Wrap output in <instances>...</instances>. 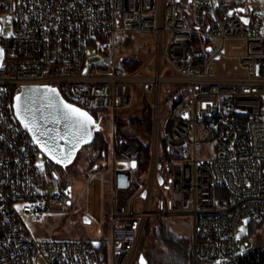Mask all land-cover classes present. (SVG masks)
I'll return each instance as SVG.
<instances>
[{
    "label": "built area",
    "instance_id": "built-area-1",
    "mask_svg": "<svg viewBox=\"0 0 264 264\" xmlns=\"http://www.w3.org/2000/svg\"><path fill=\"white\" fill-rule=\"evenodd\" d=\"M228 6L0 0V264H140L152 218L191 248L192 264H264V246H251L245 233L251 221H264V9ZM143 32L155 34L154 46L125 71L131 57L120 39ZM232 39L245 40L241 69L212 73ZM96 53L102 58L88 63ZM26 85L62 87L74 104L101 109L99 124L111 115L109 245L38 231L45 212L66 210L72 189H46L47 155L13 109L11 88ZM137 97L152 111L151 160L141 179L132 166L140 144L117 125ZM163 139L177 155L164 166ZM179 219L191 224L185 235L176 232Z\"/></svg>",
    "mask_w": 264,
    "mask_h": 264
},
{
    "label": "rangeland",
    "instance_id": "rangeland-1",
    "mask_svg": "<svg viewBox=\"0 0 264 264\" xmlns=\"http://www.w3.org/2000/svg\"><path fill=\"white\" fill-rule=\"evenodd\" d=\"M217 2L221 0H216ZM229 4L228 9L230 12H249L250 5L257 7V9H264V0H222ZM5 29H9L6 25ZM133 35V34H129ZM133 43L129 47H120L123 53L132 54L137 57L140 49L148 50L154 46L155 34L151 32H143L141 34L133 35ZM226 52L224 56L218 59H214L210 65V71L214 74H231L240 68L239 55L245 51L244 39H232L226 42ZM102 58V55L96 53L89 56L88 63H93ZM105 114V113H104ZM135 113L125 110L122 118H130ZM101 116V115H100ZM109 124H105L104 129L108 132L111 124V115H106ZM119 120V116H118ZM117 120V122H118ZM118 125V123H117ZM119 128V126H118ZM133 131L135 129L133 128ZM131 135V133L129 132ZM89 147L82 146L79 155L76 159L66 165H63L61 170L59 169L60 176L55 182L46 184V189L49 191L58 190L61 183L66 182L69 187L72 188L71 195H68V203L65 211L61 212H45L38 220V231L46 234H50L53 238H82L90 239L92 241H104L107 245L110 242V210H111V181L109 176L110 161H103V166L107 167L101 169L100 167L95 171L87 173V167L90 163V158L87 157L89 153ZM46 159V158H45ZM101 173L100 180V193L102 200V218L99 217L98 211L96 213L90 212L89 205V190L92 186V181H88L89 178L93 179ZM107 176L108 179L105 177ZM93 177V178H92ZM105 177V178H104ZM98 208V203L94 206ZM99 210V209H97ZM177 233L185 235L192 227L191 224L182 219L177 220ZM246 234L249 235L248 226H246ZM252 236V235H251ZM249 236V243L253 246L255 239L264 241V224L258 228L257 233L252 238ZM155 252H157L156 260L160 262L161 255H164L163 248L155 244Z\"/></svg>",
    "mask_w": 264,
    "mask_h": 264
},
{
    "label": "trees",
    "instance_id": "trees-1",
    "mask_svg": "<svg viewBox=\"0 0 264 264\" xmlns=\"http://www.w3.org/2000/svg\"><path fill=\"white\" fill-rule=\"evenodd\" d=\"M221 9H226V6L222 7ZM133 40V35H125L120 39L119 46L129 47V45L133 43ZM129 56L131 58L124 60L121 64V68L125 71L135 70L143 60L141 58L133 56L130 53ZM17 92V87L11 88L12 98H14V95ZM60 92H63L65 94L62 87L60 89ZM100 110L101 109L99 108L88 109V111L94 116L95 121L97 122L100 121ZM128 111H131L135 114L130 118H122L121 115L124 114V110H121L117 123L119 126V132L122 136L132 137L140 144V151L137 155V160L135 165L133 166V170L135 172L136 178L141 179L144 174L148 171L151 160V145L149 142V137L152 131V111L149 105H147L146 101L139 97L135 99L133 107L128 109ZM102 118L103 119L101 123L105 122V124H109L107 121V116ZM105 124L103 126L102 124H100L99 130L95 131L92 140L89 143L84 144L85 146L89 147L90 150L87 157L90 158L91 161L88 164L86 170L87 173H89L90 171H95L99 167L101 169L107 167L106 165L103 166L101 164L105 160L109 161L110 155V142L108 139L109 131L106 132V130L104 129ZM133 128L135 129V131H133ZM129 132L131 133V135L129 134ZM167 144V140L163 139L161 143L162 148L160 156V163L162 166L165 165L168 159L177 156L174 152L175 150H172ZM80 149L78 150L76 157L79 155ZM47 163L50 168L47 169L49 177H51L52 182H55V180L58 179L60 176L59 169H57V167H59L60 165L55 163L54 160H52L48 156ZM68 187L69 185L63 181L59 189L63 190L64 188ZM223 191L225 190L221 187L216 188L217 194ZM263 224L264 221H251L250 224L247 225L249 235L246 234V237L249 238V236L252 235L251 237L253 238L257 233L258 228L261 227ZM253 241V246L255 247L264 246V241L260 242L261 240H259V238ZM153 242L163 248L164 255H161V258H159L160 262L155 259L157 256V252H155L156 248ZM140 253L144 254L148 261V264H192L191 248L180 240L174 239L159 218H152L149 220Z\"/></svg>",
    "mask_w": 264,
    "mask_h": 264
},
{
    "label": "water",
    "instance_id": "water-1",
    "mask_svg": "<svg viewBox=\"0 0 264 264\" xmlns=\"http://www.w3.org/2000/svg\"><path fill=\"white\" fill-rule=\"evenodd\" d=\"M248 21V18H244ZM0 49H2L0 45ZM0 57V64L2 61ZM50 89H55V92H51ZM21 99L17 101L16 97ZM65 104H70L76 108H80L82 111L87 112L92 117L94 125L90 127L91 137L88 139L89 143L94 137L96 130H99L100 124L95 121L94 116L85 108L80 107L73 102L65 98L60 89L51 85H26L22 86L13 98V109L17 119L23 125V127L30 133L34 141L40 146L44 153L60 165H66L74 160L77 152L86 143L81 141L78 146L73 149L74 142H70V137L66 135L69 131V122L63 119V113L67 111L64 108ZM28 124L26 128L24 125ZM31 129V130H30ZM63 137V138H62ZM55 145V151L51 152L50 149ZM71 153V160L64 159ZM136 161L132 162L134 166ZM162 180V179H161ZM71 187L67 188V191L71 190ZM145 195V193H143ZM250 219H245V223L248 224ZM99 244V241H95ZM140 264H148V261L144 254L140 255Z\"/></svg>",
    "mask_w": 264,
    "mask_h": 264
},
{
    "label": "snow or ice",
    "instance_id": "snow-or-ice-1",
    "mask_svg": "<svg viewBox=\"0 0 264 264\" xmlns=\"http://www.w3.org/2000/svg\"><path fill=\"white\" fill-rule=\"evenodd\" d=\"M247 23V21H245ZM12 35V33H9ZM3 49H0V57L3 56ZM51 92H55V89H50ZM17 101L21 98L16 97ZM64 108L67 109L66 112L63 113V119L69 122V131L66 133L70 137V142H74L73 149L78 146V144L83 141L87 143L88 139L91 137L90 127L94 125V121L91 116L87 112L82 111L80 108H76L70 104H65ZM26 128L28 124L24 125ZM31 130V129H30ZM63 138V137H62ZM55 145L49 150L51 152L55 151ZM71 153L67 156H64V159L71 160ZM59 163L60 161L57 160ZM243 231V229L241 230Z\"/></svg>",
    "mask_w": 264,
    "mask_h": 264
},
{
    "label": "crops",
    "instance_id": "crops-1",
    "mask_svg": "<svg viewBox=\"0 0 264 264\" xmlns=\"http://www.w3.org/2000/svg\"><path fill=\"white\" fill-rule=\"evenodd\" d=\"M107 173H109V175H111V172L108 171ZM107 179L108 177L105 176ZM104 177V178H105ZM101 173L94 177L92 180V186L90 187L89 190V196H90V200H89V205H90V212L92 213H96L98 211V215L100 218H102V212H103V208H102V200H101V191H100V180H101ZM110 181H111V176H109ZM98 203V208L99 210H97L94 206ZM102 211V212H101Z\"/></svg>",
    "mask_w": 264,
    "mask_h": 264
},
{
    "label": "flooded vegetation",
    "instance_id": "flooded-vegetation-1",
    "mask_svg": "<svg viewBox=\"0 0 264 264\" xmlns=\"http://www.w3.org/2000/svg\"><path fill=\"white\" fill-rule=\"evenodd\" d=\"M84 146V145H83ZM74 160H75V158H74ZM73 160V161H74ZM56 163V162H55ZM58 165H60L59 163H57ZM63 167V165H60L59 167H57V169H60L61 170V168Z\"/></svg>",
    "mask_w": 264,
    "mask_h": 264
}]
</instances>
